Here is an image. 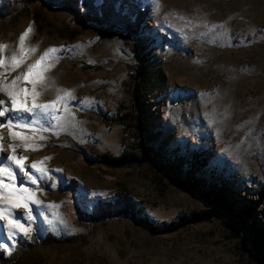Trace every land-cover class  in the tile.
<instances>
[{"label":"rangeland","instance_id":"1","mask_svg":"<svg viewBox=\"0 0 264 264\" xmlns=\"http://www.w3.org/2000/svg\"><path fill=\"white\" fill-rule=\"evenodd\" d=\"M128 1L146 12L143 54L122 28L79 24L41 0L16 20L0 15V88L18 101L27 88L29 105L34 86L37 103L75 97L47 116L0 117V163L16 172L0 179L40 201H27L28 219L0 188V252L7 264H264V0ZM29 26L25 48L36 51L22 54ZM49 48L60 51L25 81ZM0 101L11 108L6 91ZM11 155L26 157L37 183ZM212 186L230 189L233 208L204 194ZM9 217L27 235L10 232Z\"/></svg>","mask_w":264,"mask_h":264},{"label":"trees","instance_id":"2","mask_svg":"<svg viewBox=\"0 0 264 264\" xmlns=\"http://www.w3.org/2000/svg\"><path fill=\"white\" fill-rule=\"evenodd\" d=\"M38 0H0V15L7 17L11 20H16L25 10L26 5L33 4ZM46 5L50 7H58L66 13L73 15L76 21L79 24H87L94 22L101 27H113V28H122L125 30L128 38L136 41L139 44L138 50L141 54L144 53L143 47L141 45V38L139 35L140 27L144 21L146 12L138 11L134 5H130L128 0H103L100 7L96 6L95 0H41ZM135 4L139 5L138 2ZM135 10V11H134ZM128 14L131 16L136 15V20L132 21ZM136 47V46H135ZM126 156L114 157L110 162L115 165L125 164ZM219 182H223L222 179H219ZM178 186L184 190H198L197 184H193L190 180H177ZM214 195L216 201L220 202L223 205H226L229 208L232 207L233 197H231L232 192L228 187H223L216 189L214 186L211 188V193H205ZM125 209L131 207L132 202L124 200ZM53 241L52 243H54ZM260 249L264 252V235L260 239ZM17 249L14 251L13 256H18ZM0 260L7 264L8 260L5 258L4 253L0 252Z\"/></svg>","mask_w":264,"mask_h":264},{"label":"snow or ice","instance_id":"3","mask_svg":"<svg viewBox=\"0 0 264 264\" xmlns=\"http://www.w3.org/2000/svg\"><path fill=\"white\" fill-rule=\"evenodd\" d=\"M157 7H159V0H155ZM215 27H219L217 25H213V28ZM31 31V26H29L28 29L25 30L24 33H22L19 36V46H20V52L23 54L25 51H31V52H35L36 49L35 48H30V49H26L25 48V39L26 37L29 35V32ZM7 47L6 45L0 44V49H3ZM63 47V46H62ZM58 51H60L57 48H49L48 50H46L43 55L40 56V58L38 60H36V62L32 65H29L27 73L24 74V80L27 81L29 79V77L33 74L34 70L36 69H40L41 68V64L42 61L45 60V58L49 57L50 53H57ZM11 60L14 64H16L17 66L19 65V63L23 62V56L20 57V59L18 60V57L14 54L11 57ZM0 63H3V61H0ZM53 65H49L48 67H52ZM47 69H43L42 71H46ZM20 76H17L15 79L12 80L11 84L12 85H16L17 81L20 80ZM42 74H41V79H42ZM35 83V82H33ZM8 86L6 85L4 88H0V91H6L7 95L10 97L11 99V108H8L5 105L4 101H0V117H5L6 114H16V121L20 120V114H31V115H35L37 112L43 114L44 116H47L49 114V110L50 109H55L56 105L59 101L64 100L65 97H71V93L68 91H64V96H57L56 100L51 101L50 103H37V97L40 95L39 92L36 91L35 86L32 88L31 90V104L29 105L28 100H27V95L29 94V90L27 88H23L21 89V91L25 94L24 98L20 99L18 101V94L13 92V91H8ZM72 99H75V97H71ZM38 120H32L31 123L35 124L38 123ZM7 124L11 127H20L21 124L19 122H15L14 120L11 118V116L8 118L7 120ZM0 126H3V123L0 122ZM24 127H28V124H23ZM13 136H18L20 135L17 132H13L11 133ZM41 139H43V137H41ZM10 147H12L10 145ZM27 147V146H26ZM13 152H15V148L13 147ZM9 162H11L15 168H18L20 172H22L25 176H28L30 181L32 183H37V180L32 177L31 172L25 169V165H24V160L26 159V157H17L16 155H11L9 157L6 158ZM42 163V162H40ZM31 169L40 171L41 174H44L45 170L43 169H38L37 168V164L33 163L32 165L29 166ZM7 174L8 177L10 179L15 180L16 177V172L14 168H11L8 166V164H2L0 163V174ZM0 188L6 190L9 194L5 197H3L5 200H7L10 205L11 208H21L24 207L26 209H28V215L27 218L31 219L32 218V213H31V209L28 208V203L27 201L31 200L33 203H37L39 204L40 201L36 200L34 198V194H28L25 195V193H28V189L24 188V187H17L15 183H11V184H5L3 182L2 179H0ZM8 211V209L5 208H0V220L4 219V213H6ZM8 228L9 231L12 232L13 230H19L24 232L26 235L27 233L30 231V229H27L23 226V224L13 218V217H9L8 218ZM14 234V233H13Z\"/></svg>","mask_w":264,"mask_h":264}]
</instances>
